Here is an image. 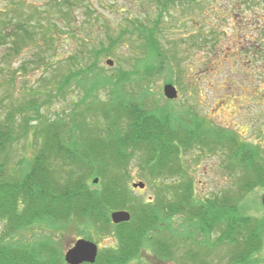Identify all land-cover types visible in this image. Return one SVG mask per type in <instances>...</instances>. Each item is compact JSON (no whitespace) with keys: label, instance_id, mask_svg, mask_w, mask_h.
Wrapping results in <instances>:
<instances>
[{"label":"rangeland","instance_id":"374dc122","mask_svg":"<svg viewBox=\"0 0 264 264\" xmlns=\"http://www.w3.org/2000/svg\"><path fill=\"white\" fill-rule=\"evenodd\" d=\"M12 1L0 0V8L6 11H12L11 8L24 9L25 16H36L42 20L47 11L56 16L58 27L50 30L51 35L45 42L42 39L36 41L42 48L49 46L48 52L59 57L55 67L50 68L56 70V77L67 73L68 69L82 67L84 61L90 60L91 48L100 46V42L108 45L109 34L116 41L109 47L110 53L98 59L97 78L101 80L98 82L101 85L92 90L100 102L108 99L109 85L117 93L122 86L120 94L131 97L140 108L195 117L208 130L221 128L235 132L245 142L242 148H250L253 154L249 163H253L255 157L257 162L264 159V0H161L165 4L160 11V19L157 17L159 0H69V3L63 0H17L19 5L11 4ZM56 3L58 6L53 7ZM157 21L158 26L155 24ZM142 25L145 29L153 27L154 34L158 36V41L155 45L152 43V47L145 42L144 36L139 35ZM26 43L10 64V69L14 71V82L6 80L4 64L0 61V127L4 125L8 111L32 99V109L37 110V115H32L33 122L37 118L41 122H48L53 117L64 116L61 120L68 121L73 106L69 96L80 97V88L68 87L63 93H56L50 87L51 70L46 71L42 66L37 67L28 61L34 43ZM71 53L77 56L76 62L69 60ZM105 77L111 79L108 84L102 83ZM166 84L176 88L175 98L164 95ZM20 118V113L16 111V131ZM87 121L92 124L97 122L99 126L106 125L104 118L101 121L88 116ZM33 143L32 133L8 143L9 148L0 153V168L4 163V174L12 171L16 178L17 175L20 177L25 162L34 156L41 145L38 141L34 145L37 148H34ZM212 147L213 151L210 152L208 148L200 146L185 147L187 149H182L179 154L178 163L190 177L195 188V199L200 197L204 200L214 194L235 196L241 191L238 182V178L242 177L241 171H244L241 162L236 159V168L228 169L225 164L229 157L224 155V150L216 151L218 147ZM145 156L147 153L144 150L136 151L128 157L124 167L126 177L122 184L127 186L131 201L155 200L158 185L177 180L180 176L163 175L146 180L143 176L145 170L141 166ZM78 177L76 172L67 181L64 172L59 181L65 179L67 184L75 185ZM138 182H143L144 187L132 186ZM100 183L99 177L91 176L87 178L86 187L96 191ZM263 197L264 188L257 186L244 194L239 211L264 219ZM116 210L127 211V208L113 211ZM89 217L87 221L85 218L82 221L75 214L69 220H63L65 223L48 219L38 226L59 227L52 228V236L64 262L67 249L82 238L95 243L97 252L94 262L80 264H192V258L184 255L187 250L184 245L186 238H178L177 246L168 242L167 248L164 245L165 250L161 249L166 253H162L143 240L131 241L130 245L128 240L112 235L109 229L104 231L95 227L96 220ZM28 230L27 240H31L32 244L35 240L44 242V236L51 234V229L44 231L32 226ZM175 231L179 232L178 229ZM202 238L198 236L194 239L204 242ZM260 247L253 254L255 264H264V243ZM227 250L222 247L216 252H220V258L224 259ZM176 253L175 260L165 259Z\"/></svg>","mask_w":264,"mask_h":264},{"label":"trees","instance_id":"16d2710c","mask_svg":"<svg viewBox=\"0 0 264 264\" xmlns=\"http://www.w3.org/2000/svg\"><path fill=\"white\" fill-rule=\"evenodd\" d=\"M16 1L11 4L19 5ZM63 1L69 3V0ZM164 4L165 1H157L158 19ZM57 6V3L53 5ZM11 9L0 8V61L4 64L6 80L14 82L10 64L27 41L34 43L28 60L31 64L40 65L46 71L55 67L59 57L48 52L49 46L42 48L36 41H46L51 35L50 30L58 27V23L56 16L47 10L42 20L36 16H25L24 9ZM155 24L158 26V21ZM139 33L151 47L158 41L153 27L145 29L142 25ZM110 36L107 35L108 45L100 42V46L91 48L90 60L84 61L82 67L68 69L58 77L56 70L50 69V87L56 93H63L68 87L80 88V97L69 96L73 106L68 121L61 120L64 116L53 117L48 122L37 118L33 122L32 115L36 116L37 110L32 109V99L8 111L4 125L0 127V153L9 148L8 143L28 137L29 133L34 136L32 147L37 148L34 145L38 141L41 144L34 156L25 162L20 177L17 175L16 178L12 171L4 174V163L0 168V264H66L52 236V228L59 227L38 225L48 219L65 223L75 214L81 220L93 217L95 227L104 231L109 229L112 235L128 240L130 245L131 241L143 240L162 253H166L161 249L164 245L167 248L168 242L177 246L178 238H186L184 255L192 258V264H255L253 254L264 243V219L241 213L239 205L244 194L257 186L264 188V159L257 162L255 157L254 162L249 163L253 154L250 148H242L245 142L235 132L221 128L208 130L195 117L140 108L131 97L120 94L122 86L117 93L109 85L108 99L100 102L92 90L101 85L97 78L98 59L109 54V47L116 41ZM73 54L68 58L76 62L77 56ZM109 80L110 77H105L102 83L108 84ZM16 111L21 117L18 131L14 130ZM88 116L101 121L104 118L106 125L92 124L87 121ZM192 146L208 148V152L213 151L212 146L218 147L216 151L224 150V155L229 157L225 164L228 169H235L237 164L234 162L239 160L244 169L242 177L238 178L240 193L235 196L214 194L204 200L198 196L195 199L190 177L178 163L181 150ZM142 150L147 153L140 163L146 180L163 175L180 176L177 180L158 185L155 200L131 201L127 186L122 184L126 177L124 167L129 156ZM64 172L67 181L77 172L78 183L67 184L65 179L60 182ZM91 176L101 179L96 191L86 187L87 178ZM124 207L130 213V220L112 223L109 218L111 211ZM32 226L44 231L51 229V234L44 236V242L35 240L32 244L26 236V231ZM198 236H203L204 242L201 239L196 242L194 238ZM222 247L228 248L224 259L220 258V252H216ZM176 256L177 253L165 259L175 260Z\"/></svg>","mask_w":264,"mask_h":264},{"label":"water","instance_id":"95a60500","mask_svg":"<svg viewBox=\"0 0 264 264\" xmlns=\"http://www.w3.org/2000/svg\"><path fill=\"white\" fill-rule=\"evenodd\" d=\"M111 63V62H110ZM164 95L167 98H175L177 96L176 88L171 84L164 86ZM133 187L143 188L144 183H133ZM264 201V197H263ZM111 220L114 223L128 221L130 213L126 210L112 211L110 214ZM97 252V245L90 240L77 239L71 247L67 249L64 255V260L67 264H80L82 262H94Z\"/></svg>","mask_w":264,"mask_h":264}]
</instances>
